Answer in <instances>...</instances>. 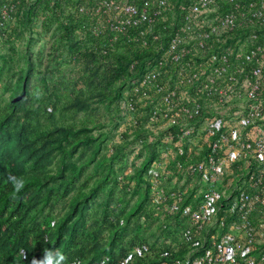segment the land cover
Segmentation results:
<instances>
[{
    "label": "trees",
    "instance_id": "16d2710c",
    "mask_svg": "<svg viewBox=\"0 0 264 264\" xmlns=\"http://www.w3.org/2000/svg\"><path fill=\"white\" fill-rule=\"evenodd\" d=\"M50 1L35 0L30 4L27 8L28 22L44 12L48 13L46 24L48 21L59 22L60 31L54 42H61L66 37L70 55L74 59L87 56L86 75L82 77L84 88L69 92L64 88V82L58 81L50 83L48 93L36 99L28 87L29 76L34 69L32 58L28 61L29 70L26 74L9 84L10 98L0 106V264H31L33 258L41 259L47 248L59 249L67 257L66 264H72L74 259H79L82 264H183L191 244H196V251L187 263L199 261L200 264H206L209 250L220 244L223 238L243 242L245 256L249 261L253 259L248 264H257V261L264 264V234L257 235L259 242L257 238L253 242H246L239 225L238 210L241 198L255 190V179L252 180L250 176L257 177L260 171H264V160L258 159L259 157L245 160L248 162L243 175L245 181L243 186L239 183L235 188V194L239 197L235 206L212 204L201 228L194 222L191 223L189 216L170 210L165 220H162L165 223L161 228L164 238L156 245L153 241L156 242L158 237L153 241L148 240L152 230H147L143 225L145 221L152 219L153 204H142L140 199L142 193L146 198L151 187L146 175L160 156L155 143L147 142L143 145L144 151L137 154V158L141 157V160L129 175V178H133L134 188L139 191V198L133 204H109L108 201L104 204H88L89 192L85 189H77L70 194L78 183L82 165L91 163L93 156L100 150V143L85 130L89 124L95 123V118L92 115L76 117L77 114L87 109L93 96L100 95L110 102L115 100V109H119L122 101L123 110L133 117L132 132H144L148 129L144 128L145 123L152 113L151 104L147 103L152 101H147L144 95L152 94L157 100L160 96L153 85L141 84L142 77L153 70L161 71L157 83L171 84L170 87L176 85L174 100H180L176 106L188 102L200 105L198 114L191 118L181 116L182 118L195 123L203 117H211L208 121L210 129L207 130L210 134L209 143L202 150L201 156L191 155L184 148L185 151L178 153L177 168L202 161L211 149V140L220 130L215 124L223 121L222 110L213 100L204 94H198L191 84H179L177 72L182 67L188 70H206L209 56L214 53L229 52L233 58H242L243 52L263 41L264 19H251L240 27L220 33L210 32L207 24H203L200 30L207 33V36L200 37L203 46L199 47L195 42L193 28H187L192 22L185 19L196 0H166L162 13L155 17L149 25L151 30L146 31L143 36L139 34L141 27L128 26L118 33L109 30L95 31L86 41L78 42L75 29H85L100 17L79 10L81 6H90L92 0H65L64 4L60 0H53V4ZM121 1L136 4L144 2ZM258 1L215 0L210 7L209 16L214 15L218 22L219 18L236 8L244 9L249 2ZM22 2L23 0H0V9L14 5L6 19L2 18L0 11L2 36L6 37L9 33L10 21L18 14V5ZM64 7H67V13L64 12ZM60 15L65 16V22H60ZM176 30L191 44L188 45L189 51L184 59L179 62L172 61L166 54V46ZM201 60L204 65L198 67ZM126 89L127 93L123 94ZM184 90L193 100L186 97L183 99ZM160 110L163 111V108ZM178 122V119L172 120L167 131L172 134L173 140L180 131ZM77 149L89 151L90 158L86 162L82 159L80 165L75 166L72 157ZM259 161L263 163L257 165ZM92 169L95 172L98 169L106 170V180H115L112 164L107 163L104 155L93 164ZM9 173L25 180V187L14 199L11 196L12 187L7 182ZM204 173L201 174L207 176ZM83 182L86 180L83 179ZM223 197L224 194L218 190L214 202L223 201ZM202 198L203 193L195 200L187 196L181 203L173 200L171 204L195 207ZM55 201L66 203L63 204L62 211L52 218H42L44 208H52ZM255 213H264V208L255 209L250 215L254 227L259 230L260 222L252 220ZM176 226L181 232H178ZM203 235L212 239L207 240L204 246L201 245ZM165 239H169V242H165ZM134 247L137 249L132 251Z\"/></svg>",
    "mask_w": 264,
    "mask_h": 264
},
{
    "label": "rangeland",
    "instance_id": "374dc122",
    "mask_svg": "<svg viewBox=\"0 0 264 264\" xmlns=\"http://www.w3.org/2000/svg\"><path fill=\"white\" fill-rule=\"evenodd\" d=\"M34 1L23 0L24 3L22 2L23 4L18 5V14L10 21V30L7 36L0 34V106L10 98L11 85L9 84L18 77L24 76L29 70L28 61L30 58L34 61V69L29 76L28 82L31 94L35 91H41V96L46 95L50 88V83H57L58 81L64 82V88L67 91H77L84 88L82 77L86 75L87 56L82 55L78 59H74L70 55L66 37L62 38L61 42H54L60 31L58 30L59 22L48 21L46 24L47 12L41 13L31 22H28L27 8ZM60 2L64 4L65 0H60ZM50 4H53V0L50 1ZM64 8V12L67 13V7ZM65 21V16L60 15V22ZM99 22L100 17L97 22L87 25L85 29H75L76 40L84 42L90 34L94 35V26ZM44 23L46 26L49 24V26H44ZM168 79L169 77H167ZM172 88L176 89V85ZM127 91L128 89L124 90L123 94H126ZM144 97L147 101H152L147 102L151 104L152 113L145 123L144 128L148 129L141 133L132 132L131 122L133 117L130 113L123 110L124 103L122 101L119 109H115V100L110 102L108 98L96 95L92 97L87 109L77 114L76 117L92 115L95 118V123L89 124L85 130L89 135H94L97 143H100V150L93 156L91 163L82 165L83 170L78 177V183L72 188L70 194L77 189H85L89 192L88 204H104L106 201L109 204H133L139 198V191L134 188L133 178H129V175L132 174L135 166L141 160V157L137 158V154L144 151L143 145L147 142L155 143L160 156L150 167L148 175H146L151 184L146 198L142 193L140 199L143 202L142 204H153V208L151 207L153 210L152 219L149 222L145 221L143 225L147 227V230H152L151 235L147 237L148 240L153 241L158 237L156 242L153 241L156 245L164 238L165 234L161 228L165 223L162 220H165L167 213L171 210L170 207L173 200H178L181 203L183 198L187 196L191 200H195L210 187L206 180V175L192 170L194 164L199 161L187 164L184 168H177V162L178 153L185 151L184 148L191 155L201 156L202 150L209 143L210 134L207 130L210 129L208 121L211 117H203L202 120L194 123L186 121L182 118L184 117L182 115L179 117L171 113L164 115V112L160 109H170L162 101L161 94L158 100L152 94H145ZM182 97L183 99L187 97L185 90L182 93ZM138 98L139 100L141 99L140 96ZM179 102L180 100L173 99L172 106H176ZM153 110L159 111L153 115ZM54 114L56 115L57 113ZM174 119L179 120L180 128V131L176 133L175 140L172 139V134L167 132L170 122ZM163 144L167 145L164 146ZM101 155L105 156L107 163L112 164V174L115 180H106V176H108L106 170L98 169L96 172L93 171L92 166L99 160ZM89 158V151H78L77 149L72 161L75 166H78L82 159L86 162ZM262 163L259 161L257 165ZM247 165L248 162L245 160L225 163L224 177L219 187V191L225 196L223 197L224 200L213 201L211 204L218 203L235 206L238 203L239 197L235 194V188L239 183L243 186L242 184L245 181L243 175L247 170ZM83 179L86 182H83ZM54 204L52 208H44L42 218H52L62 211L63 204L66 203L64 201H55ZM263 217L264 213H255L252 220H258L259 222ZM189 221L193 223L191 219ZM160 222H162V225L157 227ZM209 223L211 224V220ZM176 227L178 232H181L180 228ZM211 238L214 237L212 236ZM256 238L259 242L260 238L257 236ZM226 239L223 238L220 244ZM207 240L210 241L212 239L203 235L201 245L204 246ZM165 242H169V239H165ZM136 249L137 247H134L132 251ZM195 251L196 244H191L189 252L184 256L185 263L183 264H188L187 261ZM260 251L261 249L258 253ZM207 258L208 262L206 264H248L250 261L253 262V259L249 261V258L245 256V252L230 256L225 261L221 260L219 256H216L214 247L209 250ZM260 262L257 261V264H260ZM194 264L200 263L196 261Z\"/></svg>",
    "mask_w": 264,
    "mask_h": 264
},
{
    "label": "built area",
    "instance_id": "2783aa9c",
    "mask_svg": "<svg viewBox=\"0 0 264 264\" xmlns=\"http://www.w3.org/2000/svg\"><path fill=\"white\" fill-rule=\"evenodd\" d=\"M214 2L215 0H196L185 15V19L192 22L187 28H193L195 42L199 47L203 46L200 37L207 36V33L200 30L203 24H207L210 32L220 33L240 27L251 19H264V0L249 2L244 9L236 8L219 18L218 22L214 15L209 16ZM165 3L166 0H144L142 4L121 0H92L90 6H81L79 10L100 16V22L94 26V31L109 30L118 33L128 26H139V34L143 36L146 31L151 30L149 25L162 13ZM13 8V4L1 7L2 18L6 19ZM188 45L191 44L186 37L176 30L166 46V54L172 61H182L189 51ZM202 65L204 62L201 60L198 67ZM206 67V70L201 71L198 68H179L177 80L179 84H191L198 94H204L222 110L223 121L215 124L220 130L211 140V149L202 161L192 167V170L207 174L210 187L203 192V198L195 207L188 204L180 207L176 203L170 207L173 211L189 216L198 228L206 221L211 203L217 196L218 186L224 177L225 163L253 157L264 160V39L243 52L242 58H233L229 52L211 54L209 66ZM160 75V70L150 71L142 77L141 84L153 85L156 92H160L162 101L170 109H164V115L171 113L191 118L198 114L200 105L197 102L172 106L176 89L167 83H157ZM186 98L193 100L188 95ZM157 112L158 110H153V115ZM250 178L255 179V190L246 193L238 204L239 225L246 242H253L258 233L264 234V217L259 221V230H256L250 219L253 210L264 208V171H260L257 177ZM243 251V242L239 240L232 242L226 239L222 244L215 245L216 256L224 261Z\"/></svg>",
    "mask_w": 264,
    "mask_h": 264
},
{
    "label": "clouds",
    "instance_id": "9594fccd",
    "mask_svg": "<svg viewBox=\"0 0 264 264\" xmlns=\"http://www.w3.org/2000/svg\"><path fill=\"white\" fill-rule=\"evenodd\" d=\"M42 95L41 91H35L33 96L36 99H39ZM7 182L12 187L11 196L12 198H16L19 193L25 187V180L23 177L16 176L12 173H9L7 176ZM67 257L59 250V249H44V254L41 259L33 258L31 264H66ZM72 264H82L79 259H74Z\"/></svg>",
    "mask_w": 264,
    "mask_h": 264
}]
</instances>
